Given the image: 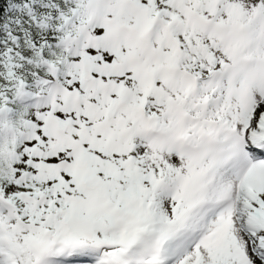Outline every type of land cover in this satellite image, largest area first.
Wrapping results in <instances>:
<instances>
[{
    "label": "snow or ice",
    "instance_id": "snow-or-ice-1",
    "mask_svg": "<svg viewBox=\"0 0 264 264\" xmlns=\"http://www.w3.org/2000/svg\"><path fill=\"white\" fill-rule=\"evenodd\" d=\"M0 264H264V0H0Z\"/></svg>",
    "mask_w": 264,
    "mask_h": 264
}]
</instances>
